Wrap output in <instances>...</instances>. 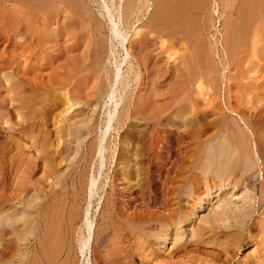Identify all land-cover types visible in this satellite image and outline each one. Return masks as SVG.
Segmentation results:
<instances>
[{
    "label": "rangeland",
    "instance_id": "374dc122",
    "mask_svg": "<svg viewBox=\"0 0 264 264\" xmlns=\"http://www.w3.org/2000/svg\"><path fill=\"white\" fill-rule=\"evenodd\" d=\"M76 1L63 12L69 25L63 14L42 24L40 50L0 14V248L12 247L0 264H264V0H150L119 21L123 48L103 13L124 0ZM153 15L166 62L145 64L135 33ZM34 65L39 90L27 92ZM224 139L247 142L251 170L205 169L208 147ZM221 207L232 210L206 222ZM170 210L175 225L154 234V215ZM85 218L92 236L81 253Z\"/></svg>",
    "mask_w": 264,
    "mask_h": 264
},
{
    "label": "bare ground",
    "instance_id": "6f19581e",
    "mask_svg": "<svg viewBox=\"0 0 264 264\" xmlns=\"http://www.w3.org/2000/svg\"><path fill=\"white\" fill-rule=\"evenodd\" d=\"M9 1H12L13 3L11 4V3H9ZM74 0H0V14L1 13H3V14H6L7 15V18L9 17V16H12V18H13V20L15 19V23L17 24V26H22V28L23 29H21V33L22 32H24V34H23V37H26V39L28 40L27 42H29V39H30V44L31 45H33L34 44V47L35 48H39L38 50H40L42 47H41V45H40V47H39V39L38 38H40L41 36H39L40 35V28H41V26H42V24H44L45 22H49L50 23V21L51 20H53V19H55V18H57V17H59L61 14H65V13H63V12H65V10H66V8H70L69 6H73V4L74 3H72ZM76 1V0H75ZM78 1V0H77ZM76 1V2H77ZM110 1H112V0H110ZM167 1H169V0H167ZM188 1H190V0H188ZM187 1V2H188ZM120 2V1H119ZM141 2V1H140ZM177 2H181L180 0L179 1H176L175 3H177ZM184 2V1H183ZM252 3L251 4H253V1H251ZM257 2V1H256ZM255 2V3H256ZM160 4V3H159ZM75 5H78V3H76V4H74V8L76 7V8H78L79 9V7H77V6H75ZM81 4H80V2H79V6H80ZM150 5H152L151 3H150V0H142V2H141V4L139 3V1L138 0H124L123 2H122V4H120V6L118 5L117 7H121V10H119V8H109V7H107L106 6V8H108V9H110V10H108L107 9V11H106V13H103V16L105 17V18H107L109 21V23H110V26H109V32H110V35H111V40L113 39L114 41H116V45L118 46V48H123V47H125V39H126V37L121 33V31H120V28H119V21H122L123 23H124V21H125V23L127 24V23H129L130 21H133L134 19H133V16L134 15H136V13L137 12H139V7L140 6H143V7H145V12L146 11H148V9H149V7H150ZM169 5V4H168ZM82 6V5H81ZM166 6V5H165ZM142 7V8H143ZM254 7V6H253ZM252 7V8H253ZM256 7V6H255ZM254 7V8H255ZM80 8H82V7H80ZM253 8V9H254ZM43 9V10H42ZM77 9V10H78ZM163 9V8H162ZM252 9V11H255V10H253ZM76 10V9H75ZM76 10V11H77ZM170 11V10H169ZM175 11V10H174ZM179 11V10H178ZM77 12H79V10L77 11ZM83 12V11H82ZM141 12V11H140ZM144 12V11H143ZM154 12H155V9H154ZM171 12V11H170ZM179 12H181V11H179ZM2 14V15H3ZM67 14V13H66ZM79 16H82V14L80 13H77ZM160 14V13H159ZM78 15H75L76 17L78 16ZM140 14H138L137 16V20H139V19H141L142 17H143V14H141L140 16H139ZM176 15V14H175ZM1 16V15H0ZM69 16H71V15H69ZM251 16H252V14H251ZM250 16V17H251ZM261 15H259L258 17H260ZM61 17H62V15H61ZM60 17V18H61ZM73 17V16H72ZM153 17H154V15L152 16V17H148L149 19L148 20H146V23L144 24L145 26H147V30H145V31H136V33H135V35H137V37H136V39H135V42H137V45L139 44V48H140V51H139V54H138V60L137 61H140V62H145V64H148V62H166V60H165V58H164V56H163V53L165 52V47L162 45V43L160 44V45H157V40L155 39V37H154V35H150V33L152 32V27L154 28V30H155V27L153 26V25H155V23H157V22H155V23H153ZM165 17H170L169 16V14H168V16H165ZM192 17V16H191ZM2 18V17H1ZM63 19H65V21L64 22H62L61 21V23H64L63 24V26L64 25H66V24H68L69 23V21L71 20V21H74V20H72L71 18L70 19H68V16H63L62 17ZM77 18H79V17H77ZM82 18V17H81ZM89 18H90V16H89ZM136 18V17H135ZM161 18V17H160ZM252 18H253V16H252ZM251 18V19H252ZM261 18V17H260ZM10 19V17L8 18V19H6V17H5V20H3V21H5V23L8 21ZM62 19V20H63ZM73 19H75V18H73ZM82 19H85V23H84V28L85 27H88V25L90 26V24H91V22H87V17L85 16V18H82ZM130 19H133V20H130ZM156 19H157V17H156ZM192 19V18H191ZM248 19H250V18H248ZM259 19V18H258ZM1 20V19H0ZM13 20H11V22L13 21ZM77 20V19H76ZM190 20V19H189ZM261 20V19H260ZM2 21V20H1ZM55 21V20H54ZM57 21H58V19H57ZM80 21V20H79ZM82 21V20H81ZM89 21V20H88ZM161 21V20H160ZM164 21H166V20H164ZM171 21V20H170ZM247 21V20H246ZM56 22V21H55ZM83 22V21H82ZM144 22H145V20H144ZM167 22V21H166ZM259 22V21H258ZM2 23V22H1ZM4 23V22H3ZM3 23H2V25H3ZM4 23V24H5ZM48 23V24H49ZM132 23V22H131ZM159 23V22H158ZM162 23H164V22H162ZM171 23H173V22H171ZM183 23H185V22H183ZM248 23H249V20H248ZM22 24V25H21ZM52 24V23H51ZM50 24V25H51ZM71 24V23H70ZM80 24V23H79ZM121 24V23H120ZM169 24V23H168ZM2 25H1V27H2ZM5 25H7V24H5ZM62 25V24H61ZM69 25V24H68ZM67 25V26H68ZM72 25V24H71ZM245 25H247V23L245 24ZM79 26H81L82 27V25H79ZM195 26V25H194ZM4 27V26H3ZM45 27V26H44ZM59 27V26H58ZM62 27V26H61ZM234 27V26H233ZM9 28H10V26H9ZM47 28V27H46ZM49 28V27H48ZM89 28V27H88ZM5 29V28H4ZM6 29H8V27L6 28ZM15 29V28H14ZM16 29H18V27H16ZM15 29V30H16ZM60 29V28H59ZM63 29V28H62ZM81 29V28H80ZM82 29H83V27H82ZM91 29V28H90ZM95 29V28H94ZM9 30V29H8ZM11 30V29H10ZM14 30V31H15ZM24 30V31H23ZM43 30V29H42ZM85 30V29H84ZM92 30V29H91ZM178 30V29H177ZM245 30V29H244ZM249 30V29H248ZM19 31V30H18ZM60 31L62 32V30L60 29ZM63 31H64V29H63ZM93 32L95 31V30H92ZM174 31H175V29H174ZM181 32H183L182 30H180ZM200 31V30H199ZM238 31H240V30H238ZM0 32H4V31H2V30H0ZM51 32H53V31H51ZM56 32H57V30H56ZM79 32H82V31H79ZM79 32H78V34H79ZM84 32V31H83ZM95 32H97V31H95ZM230 32V31H229ZM236 32V31H235ZM242 32V31H241ZM248 32V31H247ZM20 33V32H19ZM18 33V34H19ZM20 33V34H21ZM58 33V32H57ZM57 33H55V35L54 36H56V35H58ZM89 33H91V32H88L87 34H89ZM171 34H172V32H170ZM174 33V32H173ZM240 33V32H239ZM238 33V34H239ZM245 33V32H244ZM4 34H5V32H4ZM3 34V35H4ZM15 34V33H14ZM61 34H63V33H61ZM77 34V35H78ZM167 34V33H166ZM169 34V33H168ZM43 35V34H42ZM94 35V34H93ZM231 35V34H230ZM230 35H229V37H230ZM243 35V34H242ZM260 35V34H259ZM59 36V35H58ZM80 36V35H79ZM88 36H90V35H88ZM167 36V35H166ZM165 36V37H166ZM191 36V35H190ZM233 36V38H234V35H232ZM241 36V35H240ZM247 36V35H246ZM82 37H83V35H82ZM85 37H87V36H85ZM97 37V36H96ZM109 37V36H108ZM182 37H184V36H182ZM243 37V36H242ZM258 37V36H257ZM42 38V37H41ZM58 38V37H57ZM90 38V37H89ZM185 38H186V36H185ZM190 38V37H189ZM240 38V37H239ZM52 39H53V36H52ZM68 39V38H67ZM67 39H64V40H66V41H68ZM77 39V38H76ZM85 39H87V38H85ZM84 39V40H85ZM187 39V38H186ZM236 39V38H235ZM25 40V39H24ZM88 40V39H87ZM87 40H85V41H83V42H86ZM90 40H92V39H90ZM94 40L95 41H98V40H100V41H102L101 40V38L99 39V38H94ZM93 40V41H94ZM240 40H242V39H240ZM79 41V40H78ZM81 41V40H80ZM134 41V40H133ZM165 41V40H164ZM203 42H204V40H202ZM26 42V45L27 44H29V43H27ZM76 42V41H75ZM103 42V41H102ZM112 41H110V43H111ZM174 42V41H173ZM226 42H227V40H226ZM232 42V41H231ZM260 42V41H259ZM264 42V41H263ZM66 42L64 41V44H65ZM79 43L80 42H78L77 44H76V46L77 45H79ZM90 42L88 41V43L87 44H89ZM92 43V42H91ZM113 43V42H112ZM111 43V44H112ZM133 42L132 41H130V44H132ZM176 43V42H175ZM42 44V43H41ZM73 44L74 43H72L71 45H72V47H73ZM86 44V43H85ZM96 44V43H95ZM97 44H99V50H103V46H102V43H97ZM230 44V43H229ZM229 44H228V47H230L229 46ZM261 44V43H260ZM26 45H25V47H26ZM68 44H66V46H67ZM69 45H70V43H69ZM82 45V44H81ZM92 45V44H91ZM104 45V44H103ZM113 45V44H112ZM115 45V44H114ZM242 45V44H241ZM74 46H75V44H74ZM75 46V47H76ZM94 47H95V45H93ZM120 46V47H119ZM133 46V45H132ZM178 46V45H177ZM261 46V45H260ZM69 47V46H68ZM92 46H90V48H91ZM93 47V48H94ZM183 47V46H182ZM204 47H205V45H204ZM29 47L27 46V49H28ZM35 48H32L33 50L35 49ZM96 48V47H95ZM115 48V47H114ZM226 48V47H225ZM117 49V48H116ZM128 49V48H127ZM127 49H126V53H125V55H126V57L124 58V59H127V58H130V60L132 61L133 59H134V57L132 56V55H130L129 54V52L127 51ZM233 49V48H232ZM36 50V49H35ZM122 50V49H121ZM156 50H158V51H156ZM231 50V49H230ZM240 50V49H239ZM238 50V51H239ZM29 51V50H28ZM30 51H32V50H30ZM99 52V54L100 53H102V52ZM27 52V51H26ZM40 52V51H39ZM104 52V51H103ZM204 52H205V50H204ZM203 52V53H204ZM226 52V51H225ZM11 53H12V50H11ZM32 53V52H31ZM58 54L60 53V52H57ZM66 53V52H65ZM231 53V52H230ZM240 53V52H239ZM27 54H29V53H27ZM37 54V53H36ZM205 54V53H204ZM203 54V55H204ZM29 55H31V54H29ZM236 55V54H235ZM27 56V55H26ZM118 56V55H117ZM240 56V55H239ZM31 57H33V56H31ZM83 57H85L84 55H83ZM87 57V56H86ZM85 57V58H86ZM191 57V56H190ZM203 57H205V55L203 56ZM30 58V57H29ZM38 58V57H37ZM122 58V57H121ZM243 58H244V56H243ZM250 58V57H249ZM248 58V59H249ZM32 59V58H31ZM31 59H29V60H31ZM36 59V58H35ZM68 59V58H67ZM72 59V58H71ZM84 59V58H83ZM124 59H122V60H124ZM229 59V58H228ZM245 59V58H244ZM240 60V59H239ZM25 61L26 62H29L28 61V57H26L25 58ZM32 61V60H31ZM30 61V62H31ZM33 61H34V58H33ZM89 61V60H88ZM119 61V60H118ZM128 61V60H127ZM136 61V60H135ZM241 61H242V59H241ZM29 62V64L31 65V63ZM35 62H39L38 61V59H37V61H35ZM124 62V61H123ZM125 62H126V60H125ZM130 62V61H129ZM185 62V61H184ZM252 62V61H251ZM40 63V62H39ZM26 65V64H25ZM114 65V64H113ZM112 65V66H113ZM236 65V64H235ZM28 66V65H27ZM34 66H36V68L34 67V69H35V72H34V74H33V76H32V79L34 80V82H33V85H31V83H30V77L28 78V75H26L25 77L26 78H24L25 79V81H24V85H23V89H24V87H25V89L27 90V92L29 91V92H32V91H38L39 90V84H38V78H40V77H38V75H39V71H38V67H39V65H34ZM42 66V65H41ZM120 64H117L116 66H115V70H114V72L112 73L113 74V79L115 80V82L118 80V77H119V75H120ZM28 67H30V66H28ZM203 67H204V65H203ZM203 67H201V68H203ZM113 68H114V66H113ZM29 69H31V68H29ZM28 69V70H29ZM33 69V68H32ZM31 69V70H32ZM63 69V68H62ZM199 69H200V67H199ZM205 69V68H204ZM204 69H202L203 71H204ZM214 69V68H213ZM201 70V69H200ZM201 70V71H202ZM214 70H216V69H214ZM33 71V70H32ZM31 71V72H32ZM202 71V72H203ZM213 71V70H212ZM30 72V73H31ZM129 72V71H128ZM214 72V71H213ZM217 72V71H216ZM241 72V71H240ZM25 73V72H24ZM29 73V72H28ZM33 73V72H32ZM160 73V72H159ZM165 75V70L163 69V71H162V73H161V76H160V78L162 77V76H164ZM41 76V75H40ZM204 76V75H203ZM202 76V77H203ZM43 78V77H42ZM149 78H150V76H149ZM159 78V77H158ZM23 79V80H24ZM113 80V81H114ZM208 80H210V78H208ZM97 82V81H96ZM154 82H156V81H154ZM23 83V82H22ZM157 83V82H156ZM116 84V83H115ZM61 88V87H60ZM24 89V90H25ZM217 90V89H216ZM23 91V90H22ZM24 92V91H23ZM26 92V94H28ZM152 92V91H151ZM161 92V91H160ZM34 93V92H33ZM37 93V92H36ZM39 93V92H38ZM36 94V96L38 95L39 96V94ZM31 94V93H30ZM113 94H114V91L109 95V98L110 99H113ZM30 96V95H29ZM32 96H34V94L32 95ZM35 96V97H36ZM120 96V95H119ZM8 97V96H7ZM27 97H28V95H27ZM26 97V98H27ZM107 97V96H106ZM29 98H31V97H29ZM119 98V97H118ZM123 98V97H122ZM33 99H37V97L36 98H33ZM25 100V99H24ZM27 101V100H26ZM25 101V102H26ZM157 101H158V99H157ZM24 102V101H23ZM30 102V101H29ZM114 102V101H113ZM119 102V101H118ZM227 102V101H226ZM50 104V103H49ZM158 104V103H157ZM228 104V103H227ZM117 106H118V104L117 103H115V110L117 109ZM34 107V106H33ZM224 108V107H223ZM160 110V109H159ZM159 110H157L158 112H159ZM113 111V110H112ZM110 112V111H109ZM157 112V113H158ZM124 113V112H123ZM236 113H237V111H236ZM154 114V113H153ZM26 115V114H25ZM155 115H156V113H155ZM155 115H153V117L155 116ZM239 115V114H238ZM152 116V115H151ZM240 116V115H239ZM159 117V116H158ZM157 117V118H158ZM240 118H241V116H240ZM32 119V118H31ZM155 119H156V117H155ZM35 120V119H34ZM235 120V119H234ZM109 121H111L110 119H109ZM154 121V120H153ZM235 122V121H234ZM106 123V122H105ZM109 123V122H108ZM237 124H238V122H237ZM230 125V124H229ZM232 126V125H231ZM236 126V125H235ZM247 126V125H246ZM245 126V127H246ZM229 129V128H228ZM236 129V128H235ZM237 130V129H236ZM261 130V129H260ZM232 132H233V130H231ZM236 132V131H235ZM234 134V133H233ZM243 134V133H242ZM245 134V133H244ZM230 136V135H229ZM237 137H238V134H237ZM243 137V136H242ZM246 138H247V136H246ZM246 138H245V141H246ZM236 139V138H235ZM235 139L234 140H229V139H224V140H222L221 142H219V141H217V142H215V143H212L209 147H208V154L206 155L205 154V159L206 160H208V162H207V165L205 166V169H213L214 171H215V174L218 176V177H220L221 175H223V174H225V173H233L235 170H240V171H242L243 173L244 172H248L249 170H251V168H253L252 167V164H251V158L249 157V155L247 154V151L249 150V146H248V144H247V142L245 143V142H243V141H235ZM239 140V139H238ZM241 140V139H240ZM243 140V139H242ZM101 142V141H100ZM253 142V141H252ZM103 148V147H102ZM252 148V147H251ZM261 148V146L259 147V149ZM263 148V147H262ZM98 151V150H97ZM99 152V151H98ZM248 152H250V151H248ZM100 153V152H99ZM101 154V153H100ZM206 160H205V162H206ZM259 162V161H258ZM132 163V162H131ZM260 175V174H259ZM254 177V176H253ZM237 180V179H236ZM237 182V181H236ZM235 183V182H234ZM264 184V183H263ZM92 185V184H91ZM236 185V184H235ZM256 190V189H255ZM23 191H25V190H23ZM5 196H7V195H5ZM5 198H7V197H5ZM46 199V198H45ZM242 199H243V197H242ZM243 201V200H242ZM3 202V201H2ZM7 203V202H6ZM5 203V204H6ZM2 204V203H1ZM4 204V203H3ZM8 205V204H7ZM47 205V204H46ZM5 206V205H4ZM29 206V205H28ZM90 207V206H89ZM60 208V207H59ZM23 209H25V206H24V208ZM28 209H29V207H28ZM46 209V208H45ZM178 209V208H177ZM230 210H232V209H228V208H226V207H221L219 210H215L214 211V213L211 215V217L208 219V220H206V222H209V220H211L212 221V219L215 221L216 219H217V216H219L220 214L222 215V214H225V215H229L230 214ZM26 211H28V210H26ZM236 211V210H235ZM62 212V211H61ZM237 212V211H236ZM135 213H136V211H135ZM159 213V214H158ZM176 212H174V210H170L169 211V213H160V212H157L156 213V215H154L155 217H154V219H155V222H158L156 225L157 226H160V229H158V227L156 226V228H157V231H155V232H153L154 234H159L158 232H161V230H163L164 229V231L166 232V230H168L169 229V226H174L175 225V222H173V218H172V216H173V214H175ZM10 214V213H9ZM42 214V213H41ZM50 214V213H49ZM140 214V213H139ZM138 214V216H139V218L141 217L140 215ZM239 214H241V213H239ZM137 215V214H136ZM220 215V216H221ZM224 215V216H225ZM238 215V214H237ZM5 216V215H4ZM7 216V215H6ZM9 216V215H8ZM68 216V215H67ZM238 216H240V215H238ZM132 217V216H131ZM5 219H6V217H4ZM51 218H52V216H51ZM69 218V217H68ZM178 218V217H177ZM10 219V217L8 218V220ZM20 219V218H19ZM37 219V218H36ZM88 219V218H87ZM87 219L85 218L84 220V225H85V230L87 231V235H86V238L82 241V243H81V245H79V246H81V247H79L80 248V251H81V253H88V251L90 250V243H91V236H92V221H87ZM143 219H145V218H143ZM149 219V218H148ZM7 220V221H8ZM49 220H51V219H49ZM135 220L137 221V219L135 218ZM135 220L133 219V221L135 222ZM149 220H152L151 219V217H150V219ZM122 221V220H121ZM131 221V220H130ZM139 221H141V220H139ZM138 221V223H140ZM146 221V220H145ZM213 221V222H214ZM6 222V221H5ZM9 222V221H8ZM39 222H40V220H39ZM92 222V223H91ZM169 222V223H168ZM48 222H46L45 224H47ZM10 224V223H9ZM15 224V223H14ZM42 224H43V222H42ZM49 225V227H50V222L48 223ZM136 224V223H135ZM134 224V225H135ZM209 224H211V223H209ZM216 224V223H215ZM247 224V223H246ZM7 225H8V223H7ZM69 225V224H68ZM138 225V224H137ZM213 225V224H212ZM3 226H4V224H3ZM2 226V227H3ZM42 226V225H41ZM136 226V225H135ZM143 226V225H142ZM211 226V225H210ZM8 227V226H7ZM6 227V228H7ZM15 227V226H14ZM13 227V228H14ZM53 227V226H52ZM56 227V226H55ZM139 227V226H138ZM155 227V226H154ZM203 229H206V227L205 226H201ZM212 227H214V226H212ZM5 228V229H6ZM9 228V227H8ZM16 228V227H15ZM18 228V227H17ZM48 228V227H47ZM136 228V227H135ZM201 228V229H202ZM4 229V228H3ZM4 229V230H5ZM45 229V228H44ZM49 229V228H48ZM54 229V228H53ZM121 229H122V227H121ZM127 229V228H126ZM138 229V228H137ZM142 228H140V230H141ZM10 230V229H9ZM46 230V229H45ZM55 230V229H54ZM5 231H7V230H5ZM50 231V230H49ZM53 231V230H52ZM51 231V232H52ZM2 232L3 231H1V233L0 234H2ZM10 232V231H9ZM48 232V231H47ZM55 232L56 231H54V233L52 232V238L55 236V235H53V234H55ZM127 232V231H126ZM204 232V231H203ZM8 233V232H7ZM123 234V233H122ZM128 234V233H127ZM161 234V233H160ZM3 235V234H2ZM7 235H9V233L7 234ZM57 235H59L58 233H56V237H57ZM118 235V234H117ZM125 235V234H124ZM145 235V234H144ZM44 236V235H43ZM66 236V235H65ZM152 236H153V234H152ZM8 237V236H7ZM7 237H5V238H7ZM55 237V238H56ZM119 237V236H118ZM117 237V238H118ZM129 237V236H128ZM145 237V236H144ZM161 237H162V235H161ZM1 238V237H0ZM4 238V237H3ZM4 238V239H5ZM55 238H53V239H55ZM58 238V237H57ZM41 239V238H40ZM123 239V238H122ZM125 239V238H124ZM127 239V238H126ZM146 239H147V236H146ZM160 239V238H159ZM3 240V239H2ZM44 240V239H43ZM8 241V240H7ZM9 241H11V240H9ZM8 241V242H9ZM40 242H41V240H39ZM48 241V240H47ZM123 241V240H122ZM154 241V240H153ZM38 242V241H37ZM149 242V241H148ZM1 243V242H0ZM7 244V243H6ZM40 244V243H39ZM45 244V243H44ZM7 245H9V244H7ZM7 245H5V247L4 246H2L1 248H0V257H2V256H6V259H9V258H11L12 256L11 255H9V252L8 251H10V253H11V249H12V247H11V249L10 250H8L7 249ZM42 245V244H41ZM110 245H111V243H110ZM9 246H11V245H9ZM8 246V247H9ZM38 247H39V245H38ZM50 247H52V245L50 246ZM10 248V247H9ZM40 248V247H39ZM48 248H49V246H48ZM56 248V247H55ZM54 248V249H55ZM107 248H108V246H107ZM14 249V248H13ZM44 250H45V248H43ZM49 249H51V248H49ZM68 249H70V248H68ZM141 249H143L142 247H141ZM15 250V249H14ZM34 250V249H33ZM41 251H44V250H42V249H40ZM47 250V249H46ZM57 250H58V248H57ZM79 250V249H78ZM113 250V249H112ZM154 250V249H153ZM47 251H49V250H47ZM107 251V250H106ZM109 251H110V249H109ZM44 252H46V251H44ZM55 252V251H54ZM62 252V251H61ZM64 252V251H63ZM149 252H151V254H152V251H150L149 250ZM16 253H18V252H16ZM31 253V252H30ZM43 253V252H42ZM90 253V252H89ZM110 253V252H109ZM113 254H115L114 252H112ZM29 254V253H28ZM50 254H51V252H50ZM56 255H57V253H55ZM117 254V253H116ZM115 254V255H116ZM221 254V253H220ZM9 255V256H8ZM13 255H14V253H13ZM17 255V254H16ZM33 255V254H32ZM35 255H37L36 253H35ZM69 255V254H68ZM68 255H66L67 257H68ZM89 255V254H88ZM106 255V254H105ZM104 255V256H105ZM28 256V255H27ZM26 256V257H27ZM51 256V255H50ZM116 256H118V255H116ZM154 256H156V255H154ZM16 257V256H15ZM14 257V258H15ZM20 257V256H19ZM33 257H34V255H33ZM44 257V256H43ZM87 257V256H86ZM111 257V256H110ZM221 257V256H220ZM3 258L4 257H2V262H4L3 261ZM25 258V257H24ZM32 258V257H31ZM45 258V257H44ZM50 258V257H49ZM61 258V257H60ZM105 258H106V256H105ZM108 258H109V256H108ZM117 258V257H116ZM27 259H28V257H27ZM27 259H24V260H27ZM30 259V258H29ZM28 259V260H29ZM36 259V258H35ZM43 259V258H42ZM46 259H47V257H46ZM56 258H54L53 259V261L55 260ZM65 259V258H64ZM66 259H68V258H66ZM84 259H86V258H84ZM107 259V258H106ZM110 259V258H109ZM112 259V258H111ZM133 259V258H132ZM27 260V261H28ZM38 260H39V258H38ZM52 260V259H51ZM63 260V259H62ZM114 260V259H113ZM119 260V259H118ZM121 260V259H120ZM14 261V260H13ZM17 262H18V260H16ZM21 261V260H20ZM45 261V260H44ZM48 261V260H47ZM46 261V262H47ZM50 261V260H49ZM56 261V260H55ZM58 261V260H57ZM60 261V260H59ZM115 261V260H114ZM15 262V261H14ZM23 262H25V261H23ZM31 262V261H30ZM45 262V263H46ZM51 263H52V261H50ZM63 262H65V261H63ZM67 262H68V260H67ZM6 263V262H5ZM5 263H2V264H5ZM10 263V261L8 262V264ZM35 263H37V260H36V262ZM58 263V262H57ZM72 263V262H71ZM87 264H89V258H87V262H86ZM18 264V263H17ZM19 264H21L20 262H19ZM23 264V263H22ZM40 264H41V262H40ZM64 264V263H63ZM81 264V263H80ZM108 264V263H107Z\"/></svg>",
    "mask_w": 264,
    "mask_h": 264
}]
</instances>
